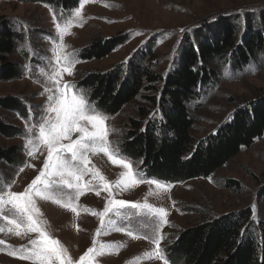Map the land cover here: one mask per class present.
<instances>
[{"label": "rangeland", "instance_id": "rangeland-1", "mask_svg": "<svg viewBox=\"0 0 264 264\" xmlns=\"http://www.w3.org/2000/svg\"><path fill=\"white\" fill-rule=\"evenodd\" d=\"M78 7L80 0L77 7L71 10L35 0H0V26L9 22L19 35L10 60L20 69L18 78L0 82V99L16 98L24 108V114L0 109V119L15 134L10 137L0 135V149L18 151L15 164L0 165V191H24L43 168L47 149L42 144L34 151L31 145L26 148L28 139H33L35 143L38 131L37 128L31 134L26 133V126L33 123L38 125L39 109L36 106L48 103L49 93L45 89L53 85L47 76L51 75L55 66L54 52L60 43V29H66L63 43L67 47L64 51L79 61L74 64L71 76L63 73L59 78L61 86L71 83L81 89L79 85L89 73H104L119 64L126 66L133 57L147 51H157L162 62L159 70L167 75L177 65L185 38L193 41V32L201 30L206 23L217 24L220 18L231 20L233 17L239 21L242 30H246L247 13L255 15L252 30L260 29L258 23L259 16L264 12V0H88L80 8V15L76 16ZM57 24L60 29L56 27ZM120 33L127 40L108 56L100 60L81 59V53L93 39H109ZM210 69L218 73L217 80L198 90V95L189 106L193 120L191 134L198 142L229 121L236 110L264 96L262 54L255 63L250 61L243 68H235L229 62L221 66L213 63ZM83 91L89 100L88 92ZM143 100L139 97L117 115H107V125L112 129L109 140L120 152L119 137L127 129L128 119L136 118L137 106ZM29 109H32L36 120L29 117ZM149 117L161 119V111L154 108L149 112ZM76 135L73 133V139ZM27 151H33V155H27ZM90 159L95 169L112 184L115 199L147 202L166 210L167 224L160 230V247L164 249V258L157 257L156 244L150 238L153 228L151 218L135 216L124 220L113 213L104 218L107 222L111 217L116 227L130 225L134 236L118 232L115 227L101 225L99 215L93 213L102 212L106 206L108 194L104 191L97 196L95 191L85 190L79 199L74 200L79 215L70 208L37 198L46 230L67 249L73 264L89 248L99 252L101 245L102 255L90 254L93 264H170L166 249L168 251V246L179 233L193 225L247 209L255 225L264 223V200L260 198L264 189V137L255 141L250 148L242 149L208 178L175 184L160 183V187L140 183L123 192L115 189V183L125 170L114 165L102 152L90 154ZM130 161L140 179H149L139 170L140 162ZM85 179H90V176ZM97 183L93 182L94 185ZM64 191L67 194L64 202L67 203L68 197H74L75 193L68 189ZM120 211L124 214L134 210ZM0 228L4 229L0 232V240L5 242L0 245V264H36L33 260L9 255V252L30 248V239H36L37 234L17 237L14 226L3 218H0Z\"/></svg>", "mask_w": 264, "mask_h": 264}, {"label": "trees", "instance_id": "trees-1", "mask_svg": "<svg viewBox=\"0 0 264 264\" xmlns=\"http://www.w3.org/2000/svg\"><path fill=\"white\" fill-rule=\"evenodd\" d=\"M35 2L71 10L79 0ZM230 19L204 24L193 32V41L185 38L177 65L167 75L159 70L162 62L157 51H147L133 57L126 66L91 72L80 83L89 101L108 116L117 115L139 97L144 99L137 106L136 118L128 119L119 143L120 153L140 162L139 170L148 178L170 184L208 178L242 149L264 137V96L236 110L229 121L199 142L191 134L192 99L218 77L211 65L232 62L235 68H243L250 61L255 63L259 55L264 56V12L259 16L261 28L256 31L252 30L255 15L246 13V30L236 18ZM18 40L9 22L0 26V82L20 76L19 67L10 60ZM126 40L121 33L109 39H93L80 57L100 60ZM154 108L161 111V119L149 117ZM0 109L24 114L22 104L13 97L0 99ZM0 135H15L1 119ZM17 152L0 149V165L15 164ZM260 198L264 200V189ZM166 252L170 264H264V223L255 225L249 209L219 216L179 233Z\"/></svg>", "mask_w": 264, "mask_h": 264}, {"label": "snow or ice", "instance_id": "snow-or-ice-1", "mask_svg": "<svg viewBox=\"0 0 264 264\" xmlns=\"http://www.w3.org/2000/svg\"><path fill=\"white\" fill-rule=\"evenodd\" d=\"M87 2L88 0H80V7L75 10L76 16L80 15V8ZM56 27L60 29L59 24ZM65 32L66 29H60V43L54 52L55 66L52 68L51 75L47 76L53 85L45 89L49 93L48 103L36 106L39 109L38 125L33 123L31 126H26V133L29 134L38 128L34 138L35 143L33 139H28L26 148L31 145L34 151L38 145L42 144L47 149L43 168L24 191H0V218L14 226L17 237L29 233L37 234L36 239H30V248H21L19 252H9V255H18L21 259L33 260L36 264H73L67 249L46 230L47 225L41 218L37 198L70 208L72 212L79 215L73 201L79 199L85 190H90L95 191L97 196L101 194V191L108 194L103 211L93 213V215H99L102 226L115 227L118 232H127L128 236H134L130 225L116 227L115 220L109 217L105 222L104 218L109 213L117 217L122 216L124 220H130L135 216L151 218L153 228L150 238L156 244L157 257L164 258V249L160 247L162 239L160 230L167 224L166 210L162 207H154L147 202L115 199L112 184L107 182L92 164L90 154L95 155L102 152L114 165L122 167L125 171L120 174L121 178L115 183V189L121 192L140 183L161 186L155 178L140 179L130 159L123 156L117 146L112 145L109 140L112 129L107 125L109 117L94 107L84 91L77 89V86L71 83L61 86L59 78L63 73L71 76L74 64L79 62L72 57L71 53L64 51L67 47L63 43ZM29 117L33 120L37 119L32 109H29ZM73 133L77 134L75 139H73ZM33 151H27V155H33ZM89 176L90 179H85ZM94 181L99 183L94 185ZM65 189L73 190L75 193L74 197H68L67 203L64 202L67 195ZM121 209L134 211L122 214ZM3 231L4 229L0 228V232ZM97 231L99 232V229ZM4 243L0 240V245ZM94 253L102 255L103 245L99 252H96L94 248H89L76 264H93L90 254Z\"/></svg>", "mask_w": 264, "mask_h": 264}]
</instances>
